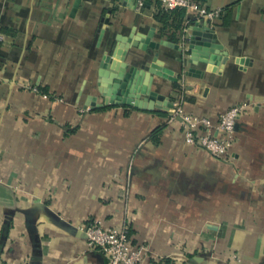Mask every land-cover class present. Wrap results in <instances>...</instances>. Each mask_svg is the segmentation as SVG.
<instances>
[{
  "label": "crops",
  "instance_id": "1",
  "mask_svg": "<svg viewBox=\"0 0 264 264\" xmlns=\"http://www.w3.org/2000/svg\"><path fill=\"white\" fill-rule=\"evenodd\" d=\"M197 1L222 9L208 26L218 65L190 62L196 15L174 31L158 0H0L1 261L106 264L80 232L98 221L127 226L143 264H264V0ZM150 31L167 43L130 46L125 62L142 90L149 67L170 72L151 89L172 106L85 108L103 101L104 55ZM177 102L212 119L248 104L230 160L185 143Z\"/></svg>",
  "mask_w": 264,
  "mask_h": 264
},
{
  "label": "built area",
  "instance_id": "2",
  "mask_svg": "<svg viewBox=\"0 0 264 264\" xmlns=\"http://www.w3.org/2000/svg\"><path fill=\"white\" fill-rule=\"evenodd\" d=\"M158 2L164 9L183 7L186 11L194 13L197 21L205 23L210 28L222 15L220 7L210 9L197 0H158ZM247 106L245 102L230 105L221 111L216 119H212L185 112L177 102L169 116V121L179 119L185 143L199 146L214 157L228 161L231 159L230 147L236 141V123ZM81 231L85 233L89 247L98 251L106 259V264H143L148 256V247L142 243H133L131 232L125 225L104 226L97 221L84 225ZM0 264L8 263L0 260Z\"/></svg>",
  "mask_w": 264,
  "mask_h": 264
},
{
  "label": "water",
  "instance_id": "3",
  "mask_svg": "<svg viewBox=\"0 0 264 264\" xmlns=\"http://www.w3.org/2000/svg\"><path fill=\"white\" fill-rule=\"evenodd\" d=\"M76 4L77 1L75 5ZM106 23L107 20H105V24ZM189 30L190 32L186 36L185 51L190 53V62L196 63L200 55L202 59L200 58L199 61L206 64L218 65L220 45L213 43L211 40L213 30L205 23L196 20L189 27ZM103 31L104 29L102 28L101 33H103ZM152 34L153 32L150 31L148 36L142 40L138 38L133 40L130 38L123 39V43L121 44L122 48L104 55L97 80L98 92L102 96L103 101L102 103H96L93 98L87 102L85 108L94 109L113 104L128 105L137 109L152 111L155 106H172V103L168 100L166 95L151 89L153 74L176 80L175 77L170 75V72L166 69L160 70L155 67H149L148 71L150 72V76L147 80L145 89L142 90L140 85L144 71L134 66L128 67V64L125 62L126 50L130 46L147 50L148 47L158 48L161 43H167L164 40L158 42L151 41ZM118 39L120 40V37ZM174 47L180 49L178 44H175ZM115 59L119 61H115ZM155 60L156 53L154 57V61ZM193 71V69H190L187 71V74L191 75ZM80 232L85 236V233L81 231V229Z\"/></svg>",
  "mask_w": 264,
  "mask_h": 264
},
{
  "label": "trees",
  "instance_id": "4",
  "mask_svg": "<svg viewBox=\"0 0 264 264\" xmlns=\"http://www.w3.org/2000/svg\"><path fill=\"white\" fill-rule=\"evenodd\" d=\"M185 8L175 7L170 9H162V14L159 16L160 20L165 24L166 27H173L174 31L178 30L183 26V20L185 18ZM162 126H158L154 129L153 135L160 133ZM169 261L157 262L156 264H168Z\"/></svg>",
  "mask_w": 264,
  "mask_h": 264
},
{
  "label": "bare ground",
  "instance_id": "5",
  "mask_svg": "<svg viewBox=\"0 0 264 264\" xmlns=\"http://www.w3.org/2000/svg\"><path fill=\"white\" fill-rule=\"evenodd\" d=\"M143 80H144V78L142 79V82H141V85H140L141 87H142V84H143Z\"/></svg>",
  "mask_w": 264,
  "mask_h": 264
}]
</instances>
